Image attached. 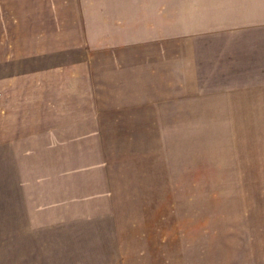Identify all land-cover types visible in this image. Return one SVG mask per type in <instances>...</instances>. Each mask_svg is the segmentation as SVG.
I'll return each instance as SVG.
<instances>
[{
  "label": "rangeland",
  "instance_id": "1",
  "mask_svg": "<svg viewBox=\"0 0 264 264\" xmlns=\"http://www.w3.org/2000/svg\"><path fill=\"white\" fill-rule=\"evenodd\" d=\"M0 264H264V0H0Z\"/></svg>",
  "mask_w": 264,
  "mask_h": 264
},
{
  "label": "crops",
  "instance_id": "2",
  "mask_svg": "<svg viewBox=\"0 0 264 264\" xmlns=\"http://www.w3.org/2000/svg\"><path fill=\"white\" fill-rule=\"evenodd\" d=\"M76 138H78V137H81V138H84V136H85V134H73ZM36 136V135H35ZM38 137V136H37ZM39 137H42L41 135H39ZM49 137H51V136H49ZM42 139V138H41ZM19 141H20V138L18 139ZM52 138H49V144L47 145V146H49V147H51V145H52ZM56 143V144H55ZM57 145H59L58 143H57V140H54V146H57Z\"/></svg>",
  "mask_w": 264,
  "mask_h": 264
}]
</instances>
